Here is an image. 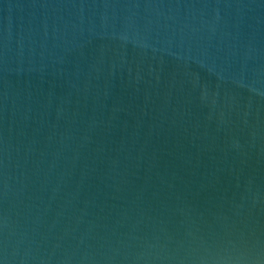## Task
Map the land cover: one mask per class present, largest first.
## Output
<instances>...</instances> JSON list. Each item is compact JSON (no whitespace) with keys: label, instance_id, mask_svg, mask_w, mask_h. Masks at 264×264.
<instances>
[{"label":"water","instance_id":"water-1","mask_svg":"<svg viewBox=\"0 0 264 264\" xmlns=\"http://www.w3.org/2000/svg\"><path fill=\"white\" fill-rule=\"evenodd\" d=\"M0 264H264V0H0Z\"/></svg>","mask_w":264,"mask_h":264}]
</instances>
